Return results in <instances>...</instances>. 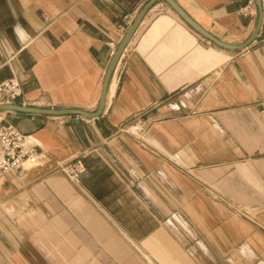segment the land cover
Wrapping results in <instances>:
<instances>
[{
    "label": "crops",
    "instance_id": "obj_1",
    "mask_svg": "<svg viewBox=\"0 0 264 264\" xmlns=\"http://www.w3.org/2000/svg\"><path fill=\"white\" fill-rule=\"evenodd\" d=\"M148 1L0 0V82L12 75L21 82L18 105L96 110L106 69ZM174 2L229 44L244 42L256 23L254 0ZM261 2L255 39L242 50H226L166 1H155L118 58L113 94L108 99L110 78L96 118L0 111L45 157L24 178L0 174V264H41L49 216L67 217V236L105 240L119 252L106 200L96 193L101 181L70 180L61 167L76 156L86 164L89 155L109 158L136 182L159 172L173 176L212 251L228 255L229 264H264ZM176 216L191 232L183 213ZM60 236L50 231V251ZM141 245L160 264H192L160 227Z\"/></svg>",
    "mask_w": 264,
    "mask_h": 264
},
{
    "label": "rangeland",
    "instance_id": "obj_2",
    "mask_svg": "<svg viewBox=\"0 0 264 264\" xmlns=\"http://www.w3.org/2000/svg\"><path fill=\"white\" fill-rule=\"evenodd\" d=\"M81 159L85 167L86 164L90 167L88 176L84 177V174L81 179L91 181V185L99 181L103 183L98 184L96 193L106 200L111 217L108 230L116 237L120 250L113 252L108 248L107 241L100 242L94 237L67 236V217L62 220L61 215L54 218L49 216L43 219L45 242L38 254L42 259H39L41 264H125L130 258L136 259L139 264H160L141 245L142 239L157 227L169 235L192 264H229L228 255L212 251L215 247L210 246L211 238L202 235L201 230L196 231L193 203L177 187L173 176L159 172L143 176L136 182L127 175H121L118 164L109 158H105V161L89 155L85 158L86 164ZM112 170L121 176H116ZM190 175L193 177L194 173ZM235 211L242 213L238 207ZM180 213L188 220L191 232L186 231L181 224L183 221L177 218L176 215ZM32 214L28 213L30 216ZM52 229L62 236L58 246L50 251L49 234Z\"/></svg>",
    "mask_w": 264,
    "mask_h": 264
},
{
    "label": "built area",
    "instance_id": "obj_3",
    "mask_svg": "<svg viewBox=\"0 0 264 264\" xmlns=\"http://www.w3.org/2000/svg\"><path fill=\"white\" fill-rule=\"evenodd\" d=\"M22 84L11 76L0 82V105L16 104V99L22 96ZM40 146L29 142L27 136L0 117V174L12 173L24 178L27 173L43 166L44 155ZM70 180H79L86 172V167L80 156L61 166Z\"/></svg>",
    "mask_w": 264,
    "mask_h": 264
},
{
    "label": "water",
    "instance_id": "obj_4",
    "mask_svg": "<svg viewBox=\"0 0 264 264\" xmlns=\"http://www.w3.org/2000/svg\"><path fill=\"white\" fill-rule=\"evenodd\" d=\"M157 1V0H149L146 5L142 8L132 25L129 27L127 30L125 36L117 46V49L106 69V72L103 77L102 81V89H101V94L99 97V102L96 110L94 111H85L82 109L78 108H39V107H32V106H22L18 104H5V105H0V111L4 110H10L16 112L20 116H24L28 113H33V114H47V115H80L84 116L87 118H96L100 115L102 112V109L104 107V102L107 94V88L109 84V80L111 78L113 69L116 65V62L118 58L120 57L123 49L125 48L127 42L133 35L134 31L136 30L140 20L146 13V11L152 6V4ZM166 1L172 8L182 17V19L193 29H195L197 32H199L202 36L210 40L212 43L215 45L226 49V50H242L245 47H247L256 37L258 34L261 24H262V18H263V10H262V2L261 0H254L255 5H256V10H257V18H256V23L254 26L253 31L249 35V37L242 43L240 44H229L226 42L221 41L220 39L216 38L209 32H207L204 28H202L200 25H198L194 20H192L177 4L174 2V0H164Z\"/></svg>",
    "mask_w": 264,
    "mask_h": 264
},
{
    "label": "bare ground",
    "instance_id": "obj_5",
    "mask_svg": "<svg viewBox=\"0 0 264 264\" xmlns=\"http://www.w3.org/2000/svg\"><path fill=\"white\" fill-rule=\"evenodd\" d=\"M114 76V75H113ZM115 79L112 77L111 80H110V84H109V88H108V94H107V97L108 99L112 96L113 94V91H114V87H115ZM28 139H32V137H28L27 136V140ZM29 141V140H28ZM31 142V141H29Z\"/></svg>",
    "mask_w": 264,
    "mask_h": 264
}]
</instances>
